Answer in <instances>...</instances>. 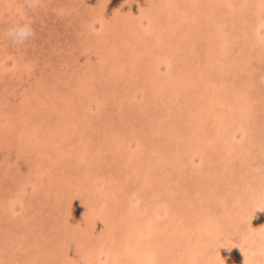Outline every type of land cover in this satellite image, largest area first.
Listing matches in <instances>:
<instances>
[{
  "label": "rangeland",
  "instance_id": "obj_1",
  "mask_svg": "<svg viewBox=\"0 0 264 264\" xmlns=\"http://www.w3.org/2000/svg\"><path fill=\"white\" fill-rule=\"evenodd\" d=\"M0 264H264V0H0Z\"/></svg>",
  "mask_w": 264,
  "mask_h": 264
},
{
  "label": "clouds",
  "instance_id": "obj_2",
  "mask_svg": "<svg viewBox=\"0 0 264 264\" xmlns=\"http://www.w3.org/2000/svg\"><path fill=\"white\" fill-rule=\"evenodd\" d=\"M6 35L12 38L15 42L22 43L32 35V30L28 25H17L13 28H10Z\"/></svg>",
  "mask_w": 264,
  "mask_h": 264
},
{
  "label": "bare ground",
  "instance_id": "obj_3",
  "mask_svg": "<svg viewBox=\"0 0 264 264\" xmlns=\"http://www.w3.org/2000/svg\"><path fill=\"white\" fill-rule=\"evenodd\" d=\"M213 113V112H212ZM232 129V128H231Z\"/></svg>",
  "mask_w": 264,
  "mask_h": 264
}]
</instances>
